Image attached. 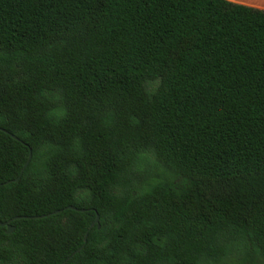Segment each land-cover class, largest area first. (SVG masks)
<instances>
[{"label": "trees", "instance_id": "1", "mask_svg": "<svg viewBox=\"0 0 264 264\" xmlns=\"http://www.w3.org/2000/svg\"><path fill=\"white\" fill-rule=\"evenodd\" d=\"M0 127V264L264 261V9L0 0Z\"/></svg>", "mask_w": 264, "mask_h": 264}, {"label": "water", "instance_id": "2", "mask_svg": "<svg viewBox=\"0 0 264 264\" xmlns=\"http://www.w3.org/2000/svg\"><path fill=\"white\" fill-rule=\"evenodd\" d=\"M0 129L5 130V131L8 132L9 134H11V136L14 137L15 139H17V140H21L17 135H15V134H13V133L7 131L6 129H3V128H1V127H0ZM31 158H32V150H31V152H30V156H29L28 160L26 161V163H25V165H24V167H23L21 173L19 174V176L16 177V178H14V179L7 180V181H5L4 183H1L0 186L3 185V184H9V183H11V182L18 181V180L21 178V176H22L24 170L26 169V167L29 165V163H30V161H31ZM68 208H70V209H75V210H79V211H84V210H85V209H79V208H77V207H75V206H72V205L68 206ZM60 211H61V210H57V211H55V212H51V213L44 214V215H37V216H15V217L11 218L10 220H6V221H2L1 218H0V225H1V226H7V230H6V232H7V233H12V232L14 231L15 227H14V225L11 224V222H12L13 220H15V219H19V218H28V217H29V218H42V217H45V216L52 215V214H54V213H58V212H60ZM99 220H100V216L97 214L96 219H95L94 222L89 226L87 232L85 233V236H84V244H83L81 247H79L77 250H75V251H74V252H73L68 258H66L61 264H66V263H67V262H68V261H69V260H70V259L76 254V253H79V252L84 248L86 242L88 241V236H89V232H90V230L93 228V226H94L96 223L99 222Z\"/></svg>", "mask_w": 264, "mask_h": 264}, {"label": "rangeland", "instance_id": "3", "mask_svg": "<svg viewBox=\"0 0 264 264\" xmlns=\"http://www.w3.org/2000/svg\"><path fill=\"white\" fill-rule=\"evenodd\" d=\"M243 257H244V251H242V252L241 251H238L233 256H231V258H229L227 260H228V262L230 264H238L239 261H241V258H243ZM247 264H264V261H262L259 258H256L254 260V262L251 261L250 263H247Z\"/></svg>", "mask_w": 264, "mask_h": 264}, {"label": "crops", "instance_id": "4", "mask_svg": "<svg viewBox=\"0 0 264 264\" xmlns=\"http://www.w3.org/2000/svg\"><path fill=\"white\" fill-rule=\"evenodd\" d=\"M230 1L264 9V0H230Z\"/></svg>", "mask_w": 264, "mask_h": 264}]
</instances>
